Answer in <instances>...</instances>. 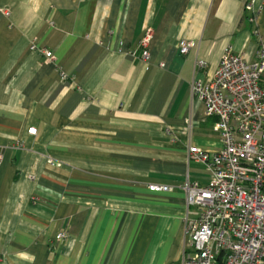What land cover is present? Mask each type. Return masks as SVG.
I'll use <instances>...</instances> for the list:
<instances>
[{"label":"crops","instance_id":"1","mask_svg":"<svg viewBox=\"0 0 264 264\" xmlns=\"http://www.w3.org/2000/svg\"><path fill=\"white\" fill-rule=\"evenodd\" d=\"M263 38L264 0H0V264H183L222 146L193 81Z\"/></svg>","mask_w":264,"mask_h":264},{"label":"built area","instance_id":"2","mask_svg":"<svg viewBox=\"0 0 264 264\" xmlns=\"http://www.w3.org/2000/svg\"><path fill=\"white\" fill-rule=\"evenodd\" d=\"M152 37L149 30L140 42L144 60ZM260 43L257 61L227 50L212 78L193 81V95L204 104L205 115L217 118L222 146L216 152L189 148V161L204 164L211 176L207 184L194 181L186 187L187 205L197 212L186 217L183 264H264V38ZM193 45L182 42L181 53ZM42 53L54 60L53 52ZM28 133L36 135L37 129Z\"/></svg>","mask_w":264,"mask_h":264}]
</instances>
